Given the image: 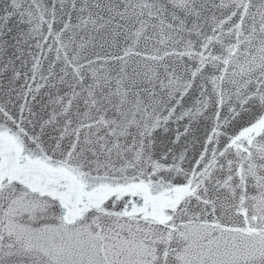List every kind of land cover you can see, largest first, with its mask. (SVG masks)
<instances>
[{"label": "snow or ice", "instance_id": "obj_1", "mask_svg": "<svg viewBox=\"0 0 264 264\" xmlns=\"http://www.w3.org/2000/svg\"><path fill=\"white\" fill-rule=\"evenodd\" d=\"M0 264H264V0H0Z\"/></svg>", "mask_w": 264, "mask_h": 264}]
</instances>
